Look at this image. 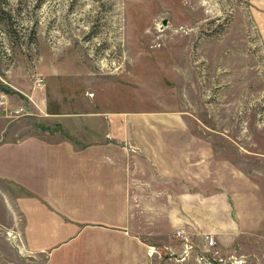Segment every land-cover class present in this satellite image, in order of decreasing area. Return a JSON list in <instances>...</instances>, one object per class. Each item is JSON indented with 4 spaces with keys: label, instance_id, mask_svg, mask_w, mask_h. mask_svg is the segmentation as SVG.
<instances>
[{
    "label": "rangeland",
    "instance_id": "obj_1",
    "mask_svg": "<svg viewBox=\"0 0 264 264\" xmlns=\"http://www.w3.org/2000/svg\"><path fill=\"white\" fill-rule=\"evenodd\" d=\"M64 77L82 87L60 91ZM53 92L150 125L190 160L188 247L163 232L143 264H264V0H0V144L37 132L31 96ZM3 185L0 264H43Z\"/></svg>",
    "mask_w": 264,
    "mask_h": 264
},
{
    "label": "crops",
    "instance_id": "obj_2",
    "mask_svg": "<svg viewBox=\"0 0 264 264\" xmlns=\"http://www.w3.org/2000/svg\"><path fill=\"white\" fill-rule=\"evenodd\" d=\"M60 79L62 92L81 86ZM34 97L39 130L0 144L4 208L28 260L143 264L144 245L188 227L190 160L176 157L170 141H151L150 125L88 106L85 95Z\"/></svg>",
    "mask_w": 264,
    "mask_h": 264
},
{
    "label": "built area",
    "instance_id": "obj_3",
    "mask_svg": "<svg viewBox=\"0 0 264 264\" xmlns=\"http://www.w3.org/2000/svg\"><path fill=\"white\" fill-rule=\"evenodd\" d=\"M43 82H44V79L36 78V83L38 85H41ZM175 236L182 243H184L185 248H186V246L188 247L187 243L189 242L190 237L184 230H178L177 232H175ZM204 240L209 245V247H213L215 245V240L210 235H205ZM189 248H191V247H189ZM147 251H148L149 255L156 253V249L154 247H151V248L149 247Z\"/></svg>",
    "mask_w": 264,
    "mask_h": 264
},
{
    "label": "water",
    "instance_id": "obj_4",
    "mask_svg": "<svg viewBox=\"0 0 264 264\" xmlns=\"http://www.w3.org/2000/svg\"><path fill=\"white\" fill-rule=\"evenodd\" d=\"M166 25V20H162L161 21V26H165Z\"/></svg>",
    "mask_w": 264,
    "mask_h": 264
}]
</instances>
